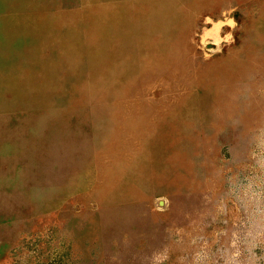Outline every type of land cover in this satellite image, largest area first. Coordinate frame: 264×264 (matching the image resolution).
<instances>
[{
	"label": "rangeland",
	"instance_id": "1",
	"mask_svg": "<svg viewBox=\"0 0 264 264\" xmlns=\"http://www.w3.org/2000/svg\"><path fill=\"white\" fill-rule=\"evenodd\" d=\"M125 1L0 0V264H264V0Z\"/></svg>",
	"mask_w": 264,
	"mask_h": 264
},
{
	"label": "bare ground",
	"instance_id": "2",
	"mask_svg": "<svg viewBox=\"0 0 264 264\" xmlns=\"http://www.w3.org/2000/svg\"><path fill=\"white\" fill-rule=\"evenodd\" d=\"M95 1H97V0H95ZM112 1H118V2L115 5H113L111 8H109V10H110L109 12L105 13V14H110L108 16V18L105 17L106 19L102 20L101 17L104 16L105 14H102V15H100L99 13L88 14V16L91 17V20H90L91 24L93 23L96 26L101 25V32H99L97 34V36H96L97 40L95 41L96 46H98V45H100V46L96 47L94 50H92L91 52L88 53V55L90 56V66L92 67L93 71L96 68V66L98 65V63L100 64L101 61L108 60L111 57L112 53L114 52V48H112L111 46H108L110 44V41H111V40H109L110 36H113V34L117 31V30H114V28H116V26L119 27V24H123V23L125 24V23L130 22L129 21L130 16H133L132 20H134L136 18V16L134 15V12L127 11L123 8V5L126 3L125 0H124V2H123V0H112ZM159 1H161V0H159ZM134 8H136L135 5H134ZM164 14L165 13L162 11L160 16L164 17ZM73 17H74V26H77L78 17H76L75 13H74ZM143 18H144L143 16L138 17L139 20H142ZM103 21H106V22H103ZM120 21H121V23H120ZM107 22H109V24ZM88 29H89V27H88ZM140 36L142 37V34H140ZM121 52H122V54L126 53V52H124V50ZM123 69H124V67L120 66V71H122ZM109 70L110 69L108 67H105V66L102 67L100 64V70L97 73L98 81H101L102 77H104L106 71H109ZM115 70L118 71L119 68L116 67ZM97 71H98V69L94 72V74Z\"/></svg>",
	"mask_w": 264,
	"mask_h": 264
},
{
	"label": "clouds",
	"instance_id": "3",
	"mask_svg": "<svg viewBox=\"0 0 264 264\" xmlns=\"http://www.w3.org/2000/svg\"><path fill=\"white\" fill-rule=\"evenodd\" d=\"M232 12L235 11V9L231 10ZM221 15L224 17V19L222 20H217L215 22H213L211 20L210 17H205V23L206 24H211V29L206 30L202 35H201V44H204V36H206L208 34V31L211 30H215L216 33V39L211 43L213 45H215V51L216 52H221L223 48L220 47L221 43H233L234 42V36H233V31L231 30H235L237 27V22L236 20L231 16H227L224 12L221 13ZM227 26L229 29H231L228 32H225L222 36L220 35V33L222 32V30L224 29V27ZM207 44H205L204 46L206 47ZM199 47V46H198ZM212 48H209V50L211 51ZM205 59L210 58V56L208 55V53L204 54Z\"/></svg>",
	"mask_w": 264,
	"mask_h": 264
}]
</instances>
